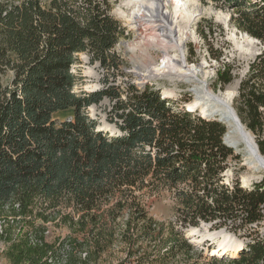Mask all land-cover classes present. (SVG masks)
<instances>
[{
  "label": "trees",
  "instance_id": "trees-1",
  "mask_svg": "<svg viewBox=\"0 0 264 264\" xmlns=\"http://www.w3.org/2000/svg\"><path fill=\"white\" fill-rule=\"evenodd\" d=\"M211 1L263 46L234 107L264 156V0ZM113 8L112 0H0V243L7 260L98 263L118 243L125 252L118 264H264V176L250 187L225 182L229 160L240 159L224 141L225 124L174 107L149 86L76 90L80 54L107 72L120 66L115 47L125 29ZM230 72L228 64L218 70L223 89ZM105 98L115 133L87 112ZM65 111L71 117L54 119ZM145 188L177 199L168 225L146 210L138 195ZM51 222L68 234L48 241ZM202 223L239 238V254L196 250L185 230Z\"/></svg>",
  "mask_w": 264,
  "mask_h": 264
},
{
  "label": "rangeland",
  "instance_id": "rangeland-1",
  "mask_svg": "<svg viewBox=\"0 0 264 264\" xmlns=\"http://www.w3.org/2000/svg\"><path fill=\"white\" fill-rule=\"evenodd\" d=\"M22 1V0H9ZM123 0H112L114 8L112 15L120 22L125 29V36L122 37L115 47V52L120 57V66L118 69H113L107 72L98 62H92L88 54L82 53L79 55V63L74 67V72L80 76V82L76 87L78 92L85 91L88 93L103 89L105 86L119 87L121 90L126 89L129 85H135L142 89L145 86L158 89L162 96L172 101V105L177 108L185 109L187 111L188 104L196 101V94L192 90L194 84L186 80L173 82L168 78H159L153 80H144L138 75L144 73L140 71L138 65L132 59V54L124 48L121 42H130L138 40L136 33L130 29L125 21L118 18L116 9ZM188 3L189 9L200 10L202 14L195 21L192 37L187 42L186 52L188 62L190 64L200 66L204 65V73L208 76L209 85L216 93L223 92L229 88L236 87L235 95L238 94L240 81H242L249 72L250 64L253 62L258 53L262 52L263 46L261 43L249 44L243 38V34L231 22L232 11L229 9H222L214 4L211 0L204 3L202 0H185ZM47 2V0H44ZM163 10L166 11L168 7L172 9L173 6L165 4ZM247 35V34H246ZM250 36V35H248ZM255 39V38H254ZM155 67L158 65L163 67L168 62V56L163 51L154 50ZM212 54L219 55V59H214ZM172 56V55H171ZM224 64L231 66L232 82L222 88L218 81V70L223 68ZM168 65H171L169 63ZM167 69L169 67L167 66ZM12 77L9 72L4 78L3 82L7 83ZM167 92V93H166ZM166 93V94H165ZM168 95V97L166 96ZM235 96V97H236ZM234 97V99H235ZM233 99V107H234ZM112 103L108 98L103 99L99 104L89 107L87 112L90 116H94L105 130L110 132H117L116 129L108 124L106 120V112L111 108ZM202 114L201 110L192 112ZM72 111L59 112L54 115L56 120H64L71 117ZM101 128V127H100ZM113 130V131H112ZM114 132V133H115ZM236 156L240 159L231 158L229 160L230 168L224 174L226 183L232 180L239 179L242 185L250 187L253 183L259 181L264 172H255L246 162L244 153L236 150ZM141 195V201L157 222L168 225L175 219V208L177 207V199L171 191H153L152 188H145ZM69 211V210H68ZM46 238L50 242H55L58 239L64 238L68 234V229L58 226L56 223H48L46 225ZM192 233V234H191ZM185 235L188 240L196 247V250H203L206 256H212L214 247H218L221 243H226L228 247L232 248L241 240L225 230H213L210 225L202 223L199 227H190L185 230ZM211 249H208V247ZM222 249V247L220 248ZM219 249V250H220ZM229 253L225 250L224 254ZM125 257V252L121 249L118 243H115L109 251H107L103 258L98 263L91 264H118L119 260ZM208 259V258H207ZM207 259L199 258L200 264L207 262ZM0 264H10L5 256V249L3 243H0ZM206 264V263H205ZM209 264V263H208Z\"/></svg>",
  "mask_w": 264,
  "mask_h": 264
},
{
  "label": "bare ground",
  "instance_id": "bare-ground-1",
  "mask_svg": "<svg viewBox=\"0 0 264 264\" xmlns=\"http://www.w3.org/2000/svg\"><path fill=\"white\" fill-rule=\"evenodd\" d=\"M165 4H170L173 8L166 7L167 10L164 11ZM201 14L200 10H190L185 0H123L116 9V15L136 33L138 40L120 44L131 52L139 70L144 71L138 74L141 79L168 78L173 82L186 80L193 83L196 101L188 104L189 112L200 109L204 116L222 117L228 125V142L240 148L246 162L255 172H264V158L257 149L253 133L242 120L240 123L237 121L233 112V99L238 84L216 93L209 85L204 65L196 66L188 62L187 42L192 37L195 21ZM243 38L249 44L259 43L246 34H243ZM154 50L163 51L168 56V62L163 67H155ZM225 244L214 247L213 254L222 257L225 250H229L230 256L234 257L242 249L241 243L230 249Z\"/></svg>",
  "mask_w": 264,
  "mask_h": 264
},
{
  "label": "water",
  "instance_id": "water-1",
  "mask_svg": "<svg viewBox=\"0 0 264 264\" xmlns=\"http://www.w3.org/2000/svg\"><path fill=\"white\" fill-rule=\"evenodd\" d=\"M247 34V33H246ZM247 35H249V34H247ZM254 38V37H253ZM256 39V38H255ZM258 40V39H257ZM259 41V40H258ZM259 43H260V41H259ZM261 53V52H260ZM260 53H258V55L260 54ZM241 82V81H240ZM236 95L234 94V97H235ZM187 111L189 112V110L187 109ZM233 112L235 113V116H236V118H237V121L240 123V120H241V118L239 117V115H238V113H237V111H236V109H235V107H234V110H233ZM201 117H203V118H205V119H212V120H218V121H220V122H222L223 124H225L226 125V127H227V133H226V135H225V137H224V141H225V143L229 146V147H231V148H233L234 149V151H235V153H236V150L237 151H240V148H238L236 145H233L232 143H230V142H228V125L226 124V121L222 118V117H217V116H215V115H207V116H204L203 114H199ZM92 118H94V116H91ZM100 129H102V130H104L105 128L103 127V128H100ZM112 133V132H111ZM255 137V136H254ZM256 139V138H255ZM256 146H257V149H258V151H259V153L261 154V152H260V150H259V147H258V144H257V142H256ZM261 156L264 158V156L261 154ZM262 179V178H261ZM260 179V180H261ZM243 186L244 187H248V186H246V185H244L243 184ZM224 243V242H223ZM227 246V245H226Z\"/></svg>",
  "mask_w": 264,
  "mask_h": 264
}]
</instances>
